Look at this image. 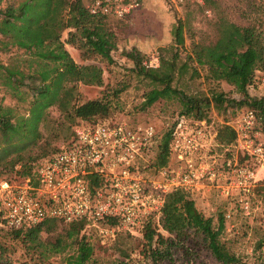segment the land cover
Segmentation results:
<instances>
[{
  "label": "trees",
  "instance_id": "16d2710c",
  "mask_svg": "<svg viewBox=\"0 0 264 264\" xmlns=\"http://www.w3.org/2000/svg\"><path fill=\"white\" fill-rule=\"evenodd\" d=\"M109 19L118 20L88 13L83 0H7L0 7V42L26 53L22 59L25 69L0 65V83L11 96L17 94L18 100L25 104L24 110L18 113L12 107L0 103V179L10 183H18L25 178L33 180L36 164L59 149L49 154H46L47 150L42 151L38 160V156L30 154V150L42 138L40 126L48 124V109L52 106L69 124L77 118L74 126L82 122L115 123L96 119L106 117L111 108V102L105 95L84 102L77 101L78 83L100 85L101 68L92 63H76L65 48L67 44L77 50L81 61L99 58L111 62L110 52L115 47V41L108 24ZM219 25V37L210 46L208 54L216 56L219 63L235 54V58L227 64V73L238 78V89L242 94L241 100L235 104L253 108L264 122V83L258 79L263 88L254 94H250L248 88L250 67L258 61V66L264 69L262 37L252 27L244 28L240 32V50L233 53L230 51L233 47L231 38L219 40L223 31L232 27L229 22H221ZM182 29L183 24L178 20L171 30L172 42L161 50L163 53L158 57L156 66L142 64V55L134 49L125 52V57L132 63L133 74L150 85L142 94L139 107L144 110L159 99L178 98L182 105L178 116L191 121L203 120L209 124L219 149L234 140L233 129L226 121L213 126L202 110V106H208L206 99L186 94L181 88L172 85L174 75L185 74L190 68L189 61L193 60L190 54H186L183 59L179 56L183 47ZM64 30L65 37L62 38ZM193 47L198 46L195 44ZM25 79L29 84H26V93L21 96L19 89ZM119 91L116 90L113 96ZM213 101L221 103V94L214 96ZM171 125L160 134L156 132L155 153L148 160L147 172L152 173L154 169L168 163ZM253 191L259 192L264 200L262 184L258 183ZM223 216V212H217L213 222L211 217L204 216L195 208L193 198L187 191L173 189L165 196L157 219L154 216L147 217L138 230L142 240L137 252L139 258L134 260L129 258L128 253L121 252V259L108 264H161L162 260L170 257L172 251L181 249L182 253L187 252L184 242L191 243L193 247L201 245L219 264H246L220 239L224 229ZM58 222L63 223L62 236L55 238L53 249L60 251L65 246H73L64 264H96L92 258L93 245L84 235L86 228L96 226L89 220L79 218L63 222L49 218L35 225L14 229L5 226L0 212L2 229L23 242L34 244L41 231H53ZM118 232L129 234L121 231L114 234ZM62 240L65 244L60 247Z\"/></svg>",
  "mask_w": 264,
  "mask_h": 264
},
{
  "label": "rangeland",
  "instance_id": "374dc122",
  "mask_svg": "<svg viewBox=\"0 0 264 264\" xmlns=\"http://www.w3.org/2000/svg\"><path fill=\"white\" fill-rule=\"evenodd\" d=\"M6 1L2 0L0 7ZM178 20L183 24V47L179 56L183 59L186 54H190L193 60L189 61L190 68L185 74L174 75L172 85L181 88L186 94L205 98L208 106H202V110L213 126L224 121L232 123L238 112L245 107L235 104L242 98L238 89L239 80L227 73L228 61L235 58V54L219 63L216 56L208 54V50L219 37L221 22H229L232 27L222 30V37L219 39H232L231 52L240 50V32L246 27H252L260 33L264 48V0H184L178 6H173L167 0H143L139 8L125 17L109 19L108 24L115 41V47L110 52L111 62L99 58L81 61L77 50L65 44L76 63H92L101 68L100 85L78 83L77 101L84 102L105 95L111 102V108L106 117L96 118L97 120L150 122L158 134L164 132L180 114V101L176 97L159 99L146 109H140L142 94L150 85L133 74L132 63L124 54L134 49L142 55V64L156 66L158 57L163 53L161 50L172 42L171 30ZM233 29L238 32H232ZM61 37H65V30ZM195 44L197 48L193 47ZM25 57L26 53L22 50L15 46H4L0 42V65L25 69L22 62ZM261 70L258 61L250 67V94L263 88L258 80ZM191 71L193 74L190 76ZM23 82L19 89L21 96L26 93V84H29L27 79ZM116 90L120 91L113 96ZM218 94L223 99L221 103L213 101ZM0 103L12 107L18 113L25 108V104L18 100V95L11 96L1 83ZM48 116V124L40 126L42 138L30 150L31 155L38 156L36 160L42 156V151L47 150L46 154H49L63 146L70 139L74 123L78 121L75 118L69 124L54 106L48 109ZM151 158L153 157L148 160ZM192 198L195 208L204 216L211 217L213 222L217 212L224 213L228 210L230 215L223 216L224 229L220 239L246 264H264V200L259 192L253 191L247 198L246 209L240 208L235 197L223 199L213 189H204ZM103 225L98 223L84 230V235L93 245L92 258L96 264H108L121 259V252L128 253L131 259L139 258L137 252L142 244L139 232H118L102 237L98 228ZM62 226L63 223L58 222L53 231H41L35 244L23 242L0 227V264H64V259L72 252L73 246H65L60 251H55L52 247L55 238L62 236ZM160 232L166 235L164 231ZM62 241L60 247L65 244ZM184 245L187 252L182 253L181 249L172 251L170 257L162 260L161 264H219L201 245L193 247L187 242Z\"/></svg>",
  "mask_w": 264,
  "mask_h": 264
},
{
  "label": "built area",
  "instance_id": "2783aa9c",
  "mask_svg": "<svg viewBox=\"0 0 264 264\" xmlns=\"http://www.w3.org/2000/svg\"><path fill=\"white\" fill-rule=\"evenodd\" d=\"M178 6L184 0H167ZM143 0H83L92 15L121 19ZM208 13V10H206ZM146 66H154L145 64ZM260 80L264 83V69ZM228 123V122H227ZM169 161L147 172L154 156L156 129L150 122H82L57 151L41 159L33 180L0 179V212L5 226L20 228L45 219L63 222L85 218L102 237L116 231L135 233L149 216L157 219L165 196L180 188L192 197L213 189L223 199L247 198L264 186V122L253 108L243 107L228 125L234 140L217 149L205 121L183 116L171 123ZM228 210L224 216L229 217Z\"/></svg>",
  "mask_w": 264,
  "mask_h": 264
}]
</instances>
